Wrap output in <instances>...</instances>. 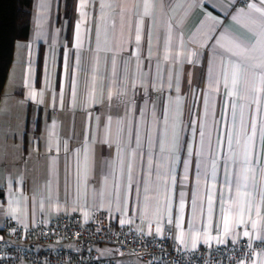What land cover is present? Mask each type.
<instances>
[{
  "label": "crops",
  "instance_id": "0c3cea01",
  "mask_svg": "<svg viewBox=\"0 0 264 264\" xmlns=\"http://www.w3.org/2000/svg\"><path fill=\"white\" fill-rule=\"evenodd\" d=\"M240 1L236 0L237 7H243ZM84 2L81 15V0H73L68 8L65 0H36L34 39L29 40L32 85L24 97V110L33 113L26 120L12 119L0 129V187L5 190V198L0 199V239L10 220L33 226L41 218L72 213H87L88 216L100 209L118 230L148 238L169 237L180 247L221 246L233 240L264 242L258 238L264 237V219L257 229L251 227V220L257 219L255 206L250 219L245 215L246 224L233 226L227 236L223 234L220 197L223 193L227 206L229 196L236 195L234 187L230 193L225 185V166L227 164L230 172L236 168L227 159L226 139L217 146L218 139L231 131L235 147L239 105L243 102L235 100L237 125L233 128L230 108L225 113V106L231 105L232 98L227 96L223 85L221 57L215 55L223 51L217 41L225 48H231L233 40L254 44L256 33L252 26L244 20L233 21L236 12L232 7L227 8V14L220 10L226 0H149L147 16L143 15L144 0H116L125 9L123 21L119 14L110 12L101 20L100 0ZM213 4L216 11L211 7ZM206 12H213L222 23L216 25L208 20ZM140 18L143 27L137 50L135 35ZM78 23L81 24L80 47L76 46ZM98 24L101 40L106 34L110 50H96ZM32 92L36 93L35 99L31 97ZM258 107L264 114V98ZM247 115L248 110L246 118ZM109 117L111 147L104 143ZM161 135L165 138L166 149L178 135V152H160ZM256 143H259L258 135ZM213 159H217L214 187L211 180ZM252 177L251 182L256 183L258 189L264 186V172L256 171ZM210 188L211 214L207 208ZM182 198L183 211L180 209ZM169 201L171 224L168 223ZM258 203L257 197L255 204ZM261 215L264 217V209ZM178 217H182L180 228L176 227ZM121 220L130 222L121 224ZM158 226L159 235L156 233ZM244 231L250 236L244 237ZM181 232L184 233L183 243L177 239ZM197 232L200 236L193 248L192 240ZM218 238L224 239V243ZM98 251L103 257L116 254L112 247H99ZM262 261L264 252L260 251L243 264H261ZM132 262L145 264L137 259Z\"/></svg>",
  "mask_w": 264,
  "mask_h": 264
},
{
  "label": "snow or ice",
  "instance_id": "6c2138e0",
  "mask_svg": "<svg viewBox=\"0 0 264 264\" xmlns=\"http://www.w3.org/2000/svg\"><path fill=\"white\" fill-rule=\"evenodd\" d=\"M144 12L143 15H149V0H144ZM213 11H216V5L212 6ZM232 7L236 14L232 16V20H244L249 25L252 26V29L256 33V42L254 44H245L239 41H232L231 48H225L223 44H220L217 41L220 49L223 51L215 52V55L221 57L222 69L221 75L223 79V85L227 90V96L232 98L231 105L225 106V113L229 112L230 108V122L233 128H236L237 125V104L235 103L236 99L243 101L239 105V130L236 134L235 147L233 144V133L229 131L226 137H221L217 141V146H221L222 142L226 139L228 153V161L236 168L234 172H230L227 164L225 166V185L231 189L234 187L236 191L235 196H229L227 206L224 203L223 193L221 194V213L223 215V234L227 236L230 234L233 226H238L246 224L248 221L245 220V215L247 214L249 219L251 218V213L255 206L256 209V220H251V227L257 229L261 219H264L261 215V209H264V186L257 188L256 183L251 182L253 177L252 174L256 171L264 172V163H261L262 158H264V114L259 112L258 105L262 98H264V0H245L243 7H237L236 0H226V4L221 5L222 11L227 14V8ZM85 8L84 0H81L80 11L83 15V10ZM100 10L101 15L100 19L104 20L106 15L110 13H116L121 16V20H124L125 9L120 7L116 0H100ZM107 10V11H106ZM131 9L128 10L131 13ZM206 18L214 24L219 25L222 23V20L218 19L217 16L213 15V12H206ZM131 26L129 18V27ZM143 27V19L138 20L136 26V35H135V47L137 50L140 46L141 33ZM80 28L81 24L76 25V46L80 47L81 38H80ZM226 38V37H223ZM151 35L149 34V41ZM170 39V35H169ZM208 39H212L211 36H208ZM109 44L108 39L105 38L101 40V29L99 24L96 29V50L100 52L102 50H110L107 46ZM103 45V47H102ZM151 55V47L149 43V57ZM192 55H197L192 53ZM167 59V57H165ZM191 63V61H189ZM115 57H113V68L115 69ZM64 68L67 71L68 61L67 54L64 56ZM95 83V76H93V84ZM219 84L220 81H217ZM177 86V91H178ZM42 95V93H41ZM75 95V83L73 82V96ZM31 97L35 99L36 93L32 92ZM63 97V92H61V99ZM109 99H111V93L109 94ZM257 105V108L253 109L252 106ZM205 109L207 110V95L205 97ZM246 110H248V115L246 118ZM167 117L165 115V122ZM110 125L111 117L108 118V121L105 125V139L104 143L108 144L111 147V144L108 141V136L110 134ZM119 129H118V139L116 142L117 154L121 151L120 142H119ZM195 132V129L193 130ZM257 135L259 136V143H256ZM201 143L204 139L203 127L200 131ZM137 146H139V135L137 134ZM149 143L151 145V138H149ZM179 138L178 135L174 137L173 143L170 147L166 149L165 138L161 135L159 139V150L164 152L165 150L176 153L179 150ZM238 149V150H237ZM57 150H59L57 148ZM65 150H67V144H65ZM189 156L192 155L191 147L188 148ZM202 155V153L197 154ZM85 160L87 161V145H85ZM149 167H151V153H149L148 160ZM199 163L197 164V176L199 177ZM188 163L185 162V171L187 172ZM129 173V182L131 181V163L128 165ZM187 178V177H185ZM217 178V159L211 161V180L214 183ZM173 183L175 178H172ZM103 196V193H101ZM183 197V193H181ZM259 199V203L255 204L256 199ZM212 189L208 190V199H207V208L209 214L212 211ZM185 203L183 198L180 201V209L183 211ZM168 223H173L171 219V203L169 201L168 205ZM192 208L195 211L196 208V199L193 195L192 199ZM14 212L15 209H12ZM85 219H87V213H85ZM182 217H178L176 221V227H181ZM130 221L121 220V224L129 223ZM191 229V224L189 225ZM160 227L156 229L157 235L160 234ZM183 235L181 232L180 236L177 237L183 243ZM244 237H249L250 233L244 231L242 233ZM200 233L197 232L192 240V247L195 248L197 241L199 239ZM264 239V237H258ZM220 243H224V239L218 238ZM207 240V238H206ZM236 243L235 240L232 241ZM251 246V245H250ZM243 264V262H241ZM264 264V261L261 262Z\"/></svg>",
  "mask_w": 264,
  "mask_h": 264
},
{
  "label": "built area",
  "instance_id": "2783aa9c",
  "mask_svg": "<svg viewBox=\"0 0 264 264\" xmlns=\"http://www.w3.org/2000/svg\"><path fill=\"white\" fill-rule=\"evenodd\" d=\"M244 6L245 0L239 2ZM77 246L72 249L70 246ZM251 245V246H250ZM99 247L115 248L103 257ZM264 252V242L242 240L190 249L169 237L148 238L116 229L100 209L41 218L33 226L10 220L0 239V264H239Z\"/></svg>",
  "mask_w": 264,
  "mask_h": 264
},
{
  "label": "trees",
  "instance_id": "16d2710c",
  "mask_svg": "<svg viewBox=\"0 0 264 264\" xmlns=\"http://www.w3.org/2000/svg\"><path fill=\"white\" fill-rule=\"evenodd\" d=\"M73 0H65L70 7ZM36 0H0V95L14 60L18 41H29ZM5 198V190L0 187V199Z\"/></svg>",
  "mask_w": 264,
  "mask_h": 264
},
{
  "label": "rangeland",
  "instance_id": "374dc122",
  "mask_svg": "<svg viewBox=\"0 0 264 264\" xmlns=\"http://www.w3.org/2000/svg\"><path fill=\"white\" fill-rule=\"evenodd\" d=\"M33 25L30 39H34ZM46 32L47 31L44 33ZM30 46V41H18L15 46L14 60L6 85L0 95V129L2 128V125L12 119H15L16 121L26 120L28 115L33 113L29 111V109L24 110V103H26L24 97L26 91L32 85V59L30 58Z\"/></svg>",
  "mask_w": 264,
  "mask_h": 264
}]
</instances>
